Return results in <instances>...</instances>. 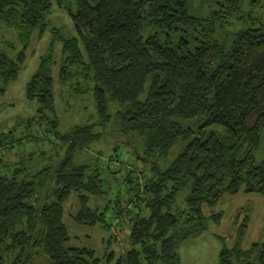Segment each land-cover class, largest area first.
<instances>
[{
    "label": "trees",
    "instance_id": "1",
    "mask_svg": "<svg viewBox=\"0 0 264 264\" xmlns=\"http://www.w3.org/2000/svg\"><path fill=\"white\" fill-rule=\"evenodd\" d=\"M54 1L69 15L75 34L50 27L53 0H0V24L19 29L23 45L14 58L0 49V78L5 85L17 80L31 40L51 34L25 94L38 104V127L50 126L55 143H68L55 168L32 172L23 156L14 164L5 154L23 144L20 136L35 134L0 130V264H103L93 248L70 245L65 220L72 197L80 205L74 220L103 226L109 246L111 221L123 212L128 216L129 248L118 256L109 249L107 263L182 264L180 244L203 233L210 217L221 218L206 216L203 205L216 207L226 194L264 193V21L250 17L227 46L214 36L215 25L238 12L241 0H215L218 9L206 18L192 15L188 0ZM56 79L75 83L77 94L92 95L97 122L60 131ZM81 79L90 86L83 87ZM110 124L122 137L141 140L143 155L137 158L145 175L140 182L129 171L133 177L124 182H135L128 189L133 195L126 205L116 200L109 218L112 203L90 205L92 196L102 198L106 191V169L79 157L82 147L102 139L98 127ZM128 144L137 148L136 142ZM178 145L180 152L163 165ZM248 222L246 214L218 264H264V241L242 247Z\"/></svg>",
    "mask_w": 264,
    "mask_h": 264
},
{
    "label": "rangeland",
    "instance_id": "2",
    "mask_svg": "<svg viewBox=\"0 0 264 264\" xmlns=\"http://www.w3.org/2000/svg\"><path fill=\"white\" fill-rule=\"evenodd\" d=\"M53 2L54 8L49 17L51 21L50 27L52 25L57 26L65 34H75L69 15L59 10L56 2L54 0ZM188 5L192 15L202 18L211 17L218 9L215 0H188ZM250 17H258L264 21V0H241L238 12L227 19L222 20L220 18L218 20L215 25L217 31L214 36L218 39L226 40V45L229 46L235 33L250 24ZM19 33L20 31L17 28H8L4 24H0V49L12 58L23 47ZM51 41V34H47L40 40L33 38L27 50V60L20 70L17 80L5 85L0 78V88L5 87L6 89L5 93L0 91V130L13 134H21L24 131L25 136L35 134L34 137L26 140L20 136V141H24L23 144L15 145L13 147L14 150L6 153L5 157L7 155V158H10L11 162L16 164L19 156L28 157V154L32 155L26 160L25 164L27 168L28 166L35 167L28 168L32 172H35V169L39 171L47 167L55 168L56 166L53 164H57L64 156V150L68 144L58 140L55 143V136L53 131H50V126L43 124L38 127L40 126L36 114L38 104L28 101L25 94L26 85L36 71L40 59L48 53ZM60 55V44H56L52 64L53 74L56 78L60 66ZM80 81L83 87L90 86L83 79ZM74 85L76 84L74 83ZM74 85L61 83L56 79V104L61 132L67 131L76 124L98 121L92 95L89 93L77 94L72 89ZM103 127H98V130L104 131L102 139L93 145L82 147L83 151L79 161L85 164L93 163L94 166L102 165L101 167L106 169L102 173L103 177L108 179L106 191L102 198L92 196L90 205L101 209L105 204L112 203L111 209L107 213L110 218L115 215L116 205L114 202L120 199L124 203L129 199L130 195H133L128 192V189L135 182H128L127 184L124 182L126 177H133V175H129V171L134 170L137 174H135L134 179L137 180L136 178L139 175L140 182H142V177H144L145 173L139 170L142 169L140 167H142L143 163L141 164L138 160L139 158H137V156L143 155L141 140L139 138L136 139L134 136L130 138L122 137L118 131L113 130L115 129L113 124L108 125L106 128ZM213 129L217 132L222 131L220 127H214ZM33 139L39 140L37 142ZM129 142H136L137 148L134 149V144L129 145ZM3 145L2 143L0 144V151H3ZM115 146L116 150L112 152V148ZM6 147L9 148L10 146L6 145ZM180 148L181 145L175 146L170 152V156L168 154L164 157L163 165L170 163L174 156L180 152ZM115 153L120 155L116 157L114 156ZM188 192V188L181 191L179 203L183 204ZM122 193H125V195L121 196ZM126 202L124 205H126ZM135 204L136 202L133 200L131 205ZM79 206L76 197H72L66 206L67 218L65 222L71 236L70 245L91 247L97 252V256L102 259L103 264H115L105 261V253L109 252L110 249L116 251L118 256L119 251L124 252L126 248H129L128 228H130V222L128 221V216H125L123 212V214H118L120 215L118 219L115 218L111 221L112 228L110 230L113 233L111 237L113 244L109 246L107 240L110 234L104 230L103 226L81 225L74 220ZM203 212L206 216L213 213H221V218L219 222H215L210 217L208 228L203 233L180 244L179 253L182 264H218L221 249L224 245L231 246L234 244L237 226L243 222V217L246 214L249 215V222L247 223L246 234L242 240V247L248 248L253 242L264 241V193L241 192L237 195L226 194L216 207L203 205Z\"/></svg>",
    "mask_w": 264,
    "mask_h": 264
},
{
    "label": "crops",
    "instance_id": "3",
    "mask_svg": "<svg viewBox=\"0 0 264 264\" xmlns=\"http://www.w3.org/2000/svg\"><path fill=\"white\" fill-rule=\"evenodd\" d=\"M35 150H36V149H35ZM27 156H28V157H24V158H25V162H26V160H27L28 158H30L32 155L28 154ZM29 167H33V168H35L34 166H28V168H29Z\"/></svg>",
    "mask_w": 264,
    "mask_h": 264
}]
</instances>
